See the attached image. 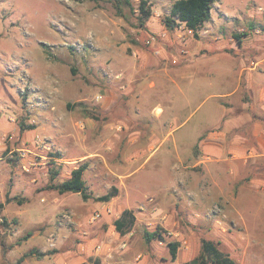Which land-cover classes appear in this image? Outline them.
Returning a JSON list of instances; mask_svg holds the SVG:
<instances>
[{"label": "rangeland", "instance_id": "rangeland-1", "mask_svg": "<svg viewBox=\"0 0 264 264\" xmlns=\"http://www.w3.org/2000/svg\"><path fill=\"white\" fill-rule=\"evenodd\" d=\"M171 4L146 0L151 15L142 24L139 0H0V264H108L104 250L112 264H134L139 254L152 263L169 256L167 242L186 246L192 237L197 245L202 237L218 242L237 264H264V157L237 163L231 174L243 224L232 208L221 216L197 139L226 110L257 105L264 0H216L198 37L183 23L165 27ZM135 150L142 154L130 161ZM81 163L89 198L48 187L52 169L61 181ZM112 187L114 200L96 199ZM200 189L203 202L195 204ZM6 193L19 201L5 202ZM252 202L255 215L247 212ZM91 206L130 209L127 235L118 238L109 222L87 224ZM156 227L164 242H147L144 230Z\"/></svg>", "mask_w": 264, "mask_h": 264}, {"label": "crops", "instance_id": "crops-1", "mask_svg": "<svg viewBox=\"0 0 264 264\" xmlns=\"http://www.w3.org/2000/svg\"><path fill=\"white\" fill-rule=\"evenodd\" d=\"M244 88L245 89L250 88V83L247 82V86H244ZM247 102H249V100H247ZM256 103H257L256 107L254 105H251L248 107V111L246 112H244L245 108H242V107L238 108L241 111H235L232 114L228 113L226 110V115L228 116H226L224 119L223 118L220 119V121L216 122L214 126H211L207 135L205 134L204 137L198 136L197 138L199 139L198 146H199L202 156L208 158L209 163H210V171H211L210 180H209L210 181L209 184L211 188L210 193L213 195L215 194L217 198H220L221 202L223 203L226 209V212L224 211L221 216L225 219H228L229 210L232 208L234 209V211H236L238 215L237 217H235V221L237 222L241 221L243 222V224H245V217L244 215L241 214L242 201L241 199H239V197L232 199V196L230 195V191H231V188H233V184L230 181L232 179L231 174L235 177V174L237 173V168H236L237 163L238 164L247 163L249 160L248 158H251L254 156L264 157V123L261 121L262 120L261 117H258L257 115L259 111L264 113V89L263 91L259 92ZM155 110L156 112L159 113L161 108L156 107ZM255 111H258V112L255 113ZM162 112L163 111L161 110L160 113ZM233 114H237L238 118H239V115H242L243 117L242 120L236 121L235 118H232ZM137 140H138V134L133 132L130 136V143L137 144L138 143ZM140 154H142V152L135 150V152H133V155L131 156L133 158H131L130 161H135L137 156H139ZM105 167L108 169L109 173L111 172L117 175L118 178H127L129 175V173L121 174L120 169L111 171L107 164ZM84 174H85V171L83 172V178H84ZM260 181L261 183H264V179H261ZM85 184H86V191L88 187L90 188V190H92V186H90V183L88 181L85 180ZM178 185H180V187L182 188L184 186V184L181 185V183L179 182H178ZM199 188L204 189V186L202 185ZM118 190L119 188H117V192ZM212 190L213 191L216 190V192H212ZM65 193L58 192V195H63ZM87 193L90 194L89 192ZM74 194L81 195L78 192ZM194 195L196 196L194 200L195 204H200L201 202H203L202 189H200ZM56 197L57 195L53 194V198H56ZM56 199L57 201L59 200V198H56ZM114 199L115 197L111 198V200H114ZM231 199L233 201H231ZM252 203H253L252 205H255V206L249 208L247 212H249L250 215H255L258 208L256 207L255 202H252ZM95 206H91L92 209L95 208ZM104 207H109V206H104ZM95 210H99V209H93L92 211H90L85 216L86 221L89 215ZM121 212L120 211L116 212V210H112L109 214L102 212L101 218L90 225H97V224H100L102 221H104V222H109L110 226L114 227V224L112 221L118 218ZM112 217H115V218L113 219ZM135 217L137 216L135 215ZM224 229L225 228H223L222 230ZM130 233L131 231L129 232V234ZM125 235L127 234L120 233V232L116 233V236L118 238H122V236H125ZM50 238L53 239L52 236L49 237V242H50ZM122 241H125V240L122 239ZM127 247H128V243H127L126 248L123 249L122 251L127 250L128 249ZM199 247H200V243L199 245H197L195 241V237H192V239H188L186 246H180V245L178 246L174 260L170 258V253H169L168 257L162 256L158 260L155 259V261L154 262L152 261L151 263V261H149L150 258L148 257V255H143L142 258L140 259L141 254H139L134 257L133 263L134 264H166V262L170 260L171 262L175 264H183L196 256V254L198 253L197 250H199L198 249ZM94 249H95V246H94ZM151 250H153L152 246H151ZM133 253H134V250L131 248L128 255H131ZM104 255L106 257L105 261L108 264H112V261L110 259L111 254L109 252H105L104 250ZM122 264H126V263L124 262Z\"/></svg>", "mask_w": 264, "mask_h": 264}, {"label": "trees", "instance_id": "trees-1", "mask_svg": "<svg viewBox=\"0 0 264 264\" xmlns=\"http://www.w3.org/2000/svg\"><path fill=\"white\" fill-rule=\"evenodd\" d=\"M129 4V0H124ZM216 0H172V4L169 8L168 14L163 19V24L168 29H173L180 23L190 30L194 37H198V31L205 22L211 19V8ZM139 20L142 24L151 15V10L146 6V0H139ZM241 34V33H240ZM237 43H240L238 35H235ZM263 120V119H262ZM55 157H60L59 153L53 154ZM87 168L85 163H81L73 168L69 175L61 180L55 181L54 179L59 174L58 169H52L50 172V184L49 188L56 190L59 193L72 192L80 193L83 199L90 197V194L86 191V184L83 178V172ZM117 194V188L112 187L105 194L97 196L99 201H109ZM12 199H17L16 196L10 197L8 193L5 196V202ZM3 207V203L0 202V210ZM134 220L132 211L124 209L118 218L113 221L115 229L124 233L128 229ZM3 222H6L4 219ZM163 230L156 227L152 231L144 230L143 237L147 242L152 240H159L164 242ZM179 242H167L170 258L174 260ZM183 264H237L236 260L230 257V255L218 247V242L211 239L202 237L200 239L199 251L194 258Z\"/></svg>", "mask_w": 264, "mask_h": 264}, {"label": "built area", "instance_id": "built-area-1", "mask_svg": "<svg viewBox=\"0 0 264 264\" xmlns=\"http://www.w3.org/2000/svg\"><path fill=\"white\" fill-rule=\"evenodd\" d=\"M189 31H190V30H189ZM172 62L175 63L176 60L173 59ZM102 212L109 214V213L111 212V208H110V207H104L103 210H95L94 212H92V213L89 215V217L87 218V221H86V222H87L88 224H92V223L96 222L98 219L101 218ZM212 212H213L214 214H216V213L219 214V212H220V208H219L217 205H214V206L212 207ZM63 219H70V211H66V212H63V213L61 214V220H63ZM49 244H50L51 247L54 246V240H53V239L50 240ZM126 246H127L126 241H122V242L120 243V245H119V248H120L121 250H123V249L126 248ZM95 249H96V251H98V250L100 249V245H96V246H95Z\"/></svg>", "mask_w": 264, "mask_h": 264}]
</instances>
